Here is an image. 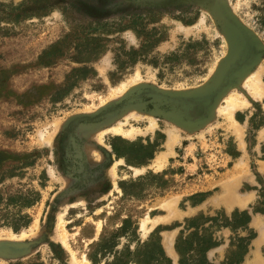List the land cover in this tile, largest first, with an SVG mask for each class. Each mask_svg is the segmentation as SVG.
<instances>
[{"label": "rangeland", "instance_id": "obj_1", "mask_svg": "<svg viewBox=\"0 0 264 264\" xmlns=\"http://www.w3.org/2000/svg\"><path fill=\"white\" fill-rule=\"evenodd\" d=\"M263 8L0 0V264H264Z\"/></svg>", "mask_w": 264, "mask_h": 264}, {"label": "trees", "instance_id": "obj_2", "mask_svg": "<svg viewBox=\"0 0 264 264\" xmlns=\"http://www.w3.org/2000/svg\"><path fill=\"white\" fill-rule=\"evenodd\" d=\"M263 2H264V0H262ZM264 9V8H263ZM263 22V25H264V21H262ZM125 223H126V221H125ZM124 228V227H123ZM120 231H123V229H121ZM179 254H180V256H181V264H183V258L185 257V252L184 251H181V248L179 247ZM103 254V253H102ZM89 257H90V259L94 262V263H97V254L96 255H89ZM167 260V259H166ZM168 261V260H167ZM205 264H207L206 262H204ZM210 264V263H209Z\"/></svg>", "mask_w": 264, "mask_h": 264}, {"label": "bare ground", "instance_id": "obj_3", "mask_svg": "<svg viewBox=\"0 0 264 264\" xmlns=\"http://www.w3.org/2000/svg\"><path fill=\"white\" fill-rule=\"evenodd\" d=\"M154 126V124L152 123V127ZM115 130H118V129H115ZM169 242L171 243V241L168 240L167 244H169ZM170 246V245H169ZM171 249V247H169ZM172 251V249H171Z\"/></svg>", "mask_w": 264, "mask_h": 264}]
</instances>
